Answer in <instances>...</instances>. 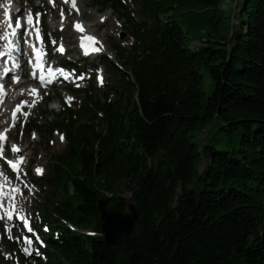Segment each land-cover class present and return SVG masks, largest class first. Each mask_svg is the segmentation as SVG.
<instances>
[{
  "label": "trees",
  "instance_id": "16d2710c",
  "mask_svg": "<svg viewBox=\"0 0 264 264\" xmlns=\"http://www.w3.org/2000/svg\"><path fill=\"white\" fill-rule=\"evenodd\" d=\"M94 1L132 43L115 48L121 64L101 59L102 96L89 86L43 128L67 138L41 182L45 217L81 231L51 227L38 264H264V0H233L235 16L229 0ZM108 194L137 213L115 245L98 209Z\"/></svg>",
  "mask_w": 264,
  "mask_h": 264
},
{
  "label": "rangeland",
  "instance_id": "374dc122",
  "mask_svg": "<svg viewBox=\"0 0 264 264\" xmlns=\"http://www.w3.org/2000/svg\"><path fill=\"white\" fill-rule=\"evenodd\" d=\"M2 1L4 0H0V3ZM19 1L22 2V0ZM27 1L31 6L32 3L37 6L38 9L34 11H39L41 14L46 15L44 22V33L46 37L45 47L48 52H52L55 56L53 61H59L61 56L64 58L80 56L81 58L88 60L86 55L89 53H82L84 54V56H82L75 48L77 34H74L75 30L73 25L75 22L72 23V21L77 19L76 17L78 15L72 12V8H68L61 3H58V6L55 7L56 5H51L46 0ZM228 2L227 5H223V9L227 10L231 7L235 16L237 12L236 6L234 5L233 0H229ZM79 4L81 8V17L79 19L88 25L91 35L101 44L99 45L101 46V49H99L98 53H94L96 54V58L102 59L105 57L112 60L117 65L121 64V61H118L117 59L119 56L116 55L115 48H128L132 41L128 30L124 28L125 22L122 17H120V14L117 11H105L100 5L96 8L93 6L95 4V1L93 0H79ZM130 7L132 8L131 4ZM52 8H54V10ZM106 12H108L107 16ZM204 13L205 11L201 10L196 14L198 17L203 18L205 15ZM103 14L107 17L106 19H104ZM99 15H102V17L97 18ZM55 19L57 22L56 28L53 27ZM2 28L3 25L0 23V31ZM202 35L203 30L196 32L193 43H200L201 41H199V38ZM60 44L64 45L67 49L65 55L55 52L57 46ZM92 62L94 61L88 60V66L83 68L88 70L90 75H84L85 78L78 80L73 86H62L57 82L51 87H40V93L36 102H27L26 99L21 96L24 93H28L31 88L29 85L31 79L28 76L25 77L26 84L23 87L12 88L8 86L6 88V91L10 90L11 94L10 105L15 104V101H17V103L21 101L27 102L24 113H21L18 118L16 116L15 120L16 118L17 120H14L15 123L12 125H9L8 123L9 111L7 110L5 112L6 109L1 111L0 127L4 128V131L7 130L9 135L6 151L9 152V150L12 149L13 144H15L17 149L21 151V156L24 157L21 170L15 173V175L10 174L8 171L6 173L9 175L8 178L11 180L13 187L20 190L16 197L18 211L21 214L24 213L30 220H36L38 215H42L43 218H45L44 215L47 213L45 210L48 209L47 207L49 206V203L46 201V198L41 191L40 184L48 171L49 164H51L61 152L67 142V138H65V135L63 136L64 133L61 131L44 135L43 128L56 119L57 113L62 110L64 104L75 110L81 107L84 104L83 90L88 89L89 86L94 88V90L88 91L91 96L99 97L105 92V85L108 80L107 74L101 64L102 62L96 64L97 61H95L94 64H91ZM96 66L98 67L97 71L101 70V74L103 75L101 83L95 80V74L97 72L95 71ZM71 89L81 90L79 93H74ZM30 100H33L32 96ZM28 125H31L30 130L26 129ZM211 131V127H206L202 131L196 133L197 143L201 145L208 140L211 136ZM206 162V158H201L198 163L199 171L202 170ZM38 169H41L42 171H38ZM40 177L42 178L39 179ZM118 194L124 200H128L130 197V191L126 188H122L121 192ZM5 200H7V198H5ZM47 218L48 217L46 216L45 220H47ZM47 223L51 225L52 221L48 220ZM2 226L3 224L0 223V264H13L14 260L11 258V255L20 256L15 250H13V248H11L10 244L5 242L4 238L7 239V237L2 233ZM53 226H56L55 229L60 232L67 234L70 232L67 227L59 224V221L56 219H53ZM8 240L16 243L17 246L22 249L23 246L20 244L17 236Z\"/></svg>",
  "mask_w": 264,
  "mask_h": 264
},
{
  "label": "water",
  "instance_id": "95a60500",
  "mask_svg": "<svg viewBox=\"0 0 264 264\" xmlns=\"http://www.w3.org/2000/svg\"><path fill=\"white\" fill-rule=\"evenodd\" d=\"M109 198L102 199L98 203L101 229L106 244L115 245L117 241L129 235L136 220V210L132 203L128 204V212H119L107 207Z\"/></svg>",
  "mask_w": 264,
  "mask_h": 264
},
{
  "label": "bare ground",
  "instance_id": "6f19581e",
  "mask_svg": "<svg viewBox=\"0 0 264 264\" xmlns=\"http://www.w3.org/2000/svg\"><path fill=\"white\" fill-rule=\"evenodd\" d=\"M9 1L10 0H6V1L4 0V3L5 4H9ZM74 2H75L77 7H75L72 10V12H74V13H76L78 15L76 17L77 18V22L75 21L76 23H75V26H74L75 33L79 34L80 36H83V35H88L89 36L90 35L91 37H93L91 35V32L89 31L90 28L88 27V25L87 24H83L82 20L79 19L81 17V8H80L79 0H74ZM106 16H107V13H106ZM99 17L101 18L102 15H99L97 18H99ZM77 24L83 25V32H81V29L79 27H77ZM8 33L9 32H7V34ZM93 43H94V40H93ZM99 45H101V44L99 43ZM92 51L97 52L94 49V47H93ZM94 52H91L88 55H86L87 58L89 57V59H91V58L95 57L96 55L94 54ZM46 78H48V77H46ZM31 87H34V85H31ZM38 93H39V88L36 87L35 90L29 89L28 93H24L21 96H22V98H27V102H29V101H35L36 102L37 99H38V96H39ZM10 96H11L10 90H8V91H6L5 89L2 90V92L0 94V97H4V100H3V102L0 105V114H1V111L6 109L10 105V103H11ZM31 96H32L33 100H30ZM15 103H17V101H15ZM19 106H20V108H19V110H17V107L14 104L11 105L12 108L10 109V113H9L10 120L11 119L15 120V117L16 116L18 117L22 113V111L24 110V107L26 106V103L25 102H21V103H19ZM0 137H2V138H0V151H1L2 149H5V148L7 149L8 138L4 137L2 135H0ZM13 145H15V144H13ZM17 155L21 156V151L20 150H17V151L14 152L15 160L16 161H20L19 158H17ZM4 221L5 222H9L8 224H11L14 229L17 228V222L16 223H12V220L9 221L8 219H4Z\"/></svg>",
  "mask_w": 264,
  "mask_h": 264
},
{
  "label": "snow or ice",
  "instance_id": "6c2138e0",
  "mask_svg": "<svg viewBox=\"0 0 264 264\" xmlns=\"http://www.w3.org/2000/svg\"><path fill=\"white\" fill-rule=\"evenodd\" d=\"M67 3H71L73 5V7H75V3H74V0H66ZM37 16H39V13H37ZM27 22L29 24L33 23V17L31 15L28 16L27 18ZM17 23H19V21H17ZM36 23L38 24V21H36ZM77 27H80L79 24H77ZM81 31H83V28H81ZM36 34H37V38L40 39L42 41V37L40 36V29L39 27L36 28ZM13 35L17 38V39H23L24 36L27 35V33L25 31H23V26H21V31L17 32V33H13ZM4 37H0V39H3ZM89 40H94L95 37H91L89 36L88 37ZM54 42V41H53ZM8 47L9 48H12L14 49L16 47V45L12 42V40H8ZM34 50H36V58L39 60L40 57H41V52L38 50V49H35L34 47ZM58 51L60 52H63L64 51V48H63V45L61 44V46L59 47ZM6 55H10V54H7L5 53L2 49H0V57H5ZM12 64L15 66V67H19V62L15 59H13L12 61ZM37 67H40V65H37ZM11 69H7V71H10ZM19 79V77H17V80ZM41 80H43V77H41ZM42 98V97H41ZM26 103V102H25ZM20 106L18 105L17 106V110H19ZM14 126V125H13ZM7 131V130H6ZM2 138V137H0ZM13 150L16 149V146L13 145L12 146ZM21 161L24 160V157L21 156L20 157ZM11 163V162H10ZM11 167L13 169L17 168V164L15 163H12L11 164ZM38 171H42L41 169H38ZM7 179L6 176H3V174H0V209H2L4 207V201H5V197L8 198L9 200V208L10 209H16L17 207V200H16V197H17V194L20 192V190L18 188H15L13 186H9L8 187V190L5 191V180ZM13 215V211L12 210H9L7 212V216L8 217H11ZM0 218H3L2 216H0ZM24 215H20V219H24ZM45 230H47V228L45 227ZM25 251H27V249H25Z\"/></svg>",
  "mask_w": 264,
  "mask_h": 264
}]
</instances>
